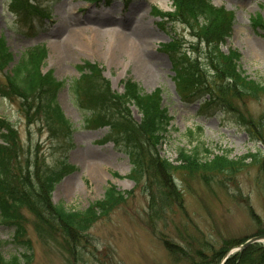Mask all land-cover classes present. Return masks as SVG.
Wrapping results in <instances>:
<instances>
[{
	"label": "rangeland",
	"instance_id": "obj_1",
	"mask_svg": "<svg viewBox=\"0 0 264 264\" xmlns=\"http://www.w3.org/2000/svg\"><path fill=\"white\" fill-rule=\"evenodd\" d=\"M210 1L230 16V32L220 50H234L244 75L263 83L264 39L252 18L264 19V0ZM27 2L32 8L26 6L21 11L10 6L11 0H0V36L15 61L25 49L44 45L47 55L41 71H51L57 81L64 82L56 99L71 128L67 133L61 127L55 132L41 119H27L23 101L7 87L5 73L10 68L0 71V118L17 129L20 164L38 162L48 168L47 172L59 171L62 160L73 166L51 194V202L66 210L88 209L90 203L102 199L109 185L125 197L108 214L97 217L80 242L68 241L58 228L43 225L38 230L36 217L26 207L21 208L32 264H187L190 252H208L220 246L228 248L221 264L237 253L238 245L264 230V145L252 140L231 113L217 106L204 109L201 101L181 97L185 93L176 88L171 60L161 45L174 38L191 51L188 42L195 39L183 24H163L154 15V8L171 11L172 0ZM164 4L166 9L161 7ZM139 22L144 26L148 49L155 53L154 74H146L142 64L127 53H114L112 48L121 34ZM85 61L98 64L103 78L117 93L123 92L126 80L135 82L145 94L156 89L161 92L162 107L171 117L159 146L163 158L178 165L180 149L191 151L203 144L213 155L236 162L231 175H190L179 170L173 174L181 191L179 204L168 202L162 208L153 185L148 187L146 179L135 184L130 178L132 166L127 155L105 140L108 128L83 126L84 112L76 105L72 83L77 84L81 77L78 66ZM82 89L80 83L77 91L81 95ZM232 104L258 123L264 114V93L244 102L233 100ZM129 109L138 122L137 109L133 105ZM250 155H254L253 161L245 158ZM200 158L208 160L203 152ZM12 235V228L0 224V250L6 257L22 250L11 243Z\"/></svg>",
	"mask_w": 264,
	"mask_h": 264
},
{
	"label": "trees",
	"instance_id": "obj_2",
	"mask_svg": "<svg viewBox=\"0 0 264 264\" xmlns=\"http://www.w3.org/2000/svg\"><path fill=\"white\" fill-rule=\"evenodd\" d=\"M88 1L95 3L99 0ZM172 1V11L161 12L154 8V15L163 24H183L195 39L188 42L191 51L183 49V42L174 38L162 44L172 63L175 86L180 93H185L181 97L201 101L204 109L217 106L231 113L235 123L242 126L252 140L264 145V114L255 123L232 104L233 100L244 102L247 98L255 99L263 94L264 82L258 83L244 75L238 65L240 56L234 50L227 53L220 50V44L230 32L229 13L214 7L210 0ZM10 6L21 11H25L26 6L32 8L27 0H11ZM252 24L261 29L264 39V19L258 16L252 18ZM46 55L43 45H35L20 53L15 62L4 37H0V71L10 68L5 73L7 87L10 94L23 101L27 119H41L55 132L61 127L67 133L71 124L56 99L64 82L57 81L51 71L42 73L41 65ZM78 72L81 77L76 80L77 84L72 83V91L76 105L84 112L83 126L108 128L105 140L127 155L132 166L130 178L135 184L146 179L148 187L153 185L162 208L168 206V202L179 204L181 191L173 178L179 170L190 175L191 172H200L205 176H209L208 173L231 175V168L236 162L223 155H213L203 144L191 151L180 149L176 160L178 165L159 154V146L169 130L171 117L162 107L158 89L145 94L136 83L126 80L122 85L123 92L117 93L103 78L99 65L88 61L78 66ZM80 83H83L82 95L77 91ZM1 95L6 97L3 93ZM131 105L140 115L138 122L132 119ZM18 147L16 127L5 118H0V224L13 229L11 243L22 249L8 257L0 250V264H32V249L26 239L21 208L26 207L36 217L38 230L43 225L49 229L58 228L68 241L80 242L97 217L108 214L125 200L124 194L110 185L102 199L90 203L86 210L70 211L53 204L51 194L56 183L73 171V166L62 160L59 171L47 172L48 168L38 162L21 165ZM201 152L208 156V160L200 158ZM247 157L252 161L255 158L254 155ZM254 235H264V230ZM227 249L220 246L208 252L195 250L190 252L192 255L187 264H218ZM223 264H264V245H249L241 253L229 256Z\"/></svg>",
	"mask_w": 264,
	"mask_h": 264
},
{
	"label": "bare ground",
	"instance_id": "obj_3",
	"mask_svg": "<svg viewBox=\"0 0 264 264\" xmlns=\"http://www.w3.org/2000/svg\"><path fill=\"white\" fill-rule=\"evenodd\" d=\"M161 7L167 8L165 4ZM89 32H93V30L89 29ZM147 40L144 37V26L142 22H139L129 28L127 33L121 34L120 39L113 44L112 48L114 53L115 51L127 53L135 62L142 64L146 74H154L157 71V62L154 51L148 49ZM255 56H259L258 52L255 53Z\"/></svg>",
	"mask_w": 264,
	"mask_h": 264
},
{
	"label": "water",
	"instance_id": "obj_4",
	"mask_svg": "<svg viewBox=\"0 0 264 264\" xmlns=\"http://www.w3.org/2000/svg\"><path fill=\"white\" fill-rule=\"evenodd\" d=\"M256 242H264V236L252 237V238L246 240L243 244L239 245L236 250L241 252L244 248H246L250 244L256 243Z\"/></svg>",
	"mask_w": 264,
	"mask_h": 264
}]
</instances>
